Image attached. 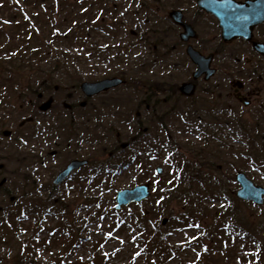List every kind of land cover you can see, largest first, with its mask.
<instances>
[{"label": "rangeland", "instance_id": "rangeland-1", "mask_svg": "<svg viewBox=\"0 0 264 264\" xmlns=\"http://www.w3.org/2000/svg\"><path fill=\"white\" fill-rule=\"evenodd\" d=\"M4 1L5 0H0V29L4 26V31L6 32L9 30L10 32L13 31V27L11 25V20L7 19L9 14L6 11V7L14 5V3L18 4L21 0H11V2L7 4ZM68 2L69 3L63 5V8H78L79 10L74 11L75 17L72 20L69 18H62L67 12L61 10L56 11L51 8L52 5L56 8H62L57 4L58 2L54 4L53 2L48 3L46 6L50 7L49 10L47 12L45 10L40 12L42 15L54 17L55 22L53 23V29L56 34V40H51L48 36L43 35L39 38L50 45V54L52 52L59 54V52L62 51L72 56L69 68H73V70L76 71L70 72L72 77L69 75H59L58 79L53 83L61 84L62 88L67 87L69 92H75L77 88L75 89L74 84H76L79 79L92 81L101 79L105 76H120L123 75V73L128 74L127 76L131 79L132 83H141L142 80H139L142 79L140 68L145 62L148 63L150 61L153 63L154 59L145 55V51L140 49L142 46L140 43H138V45H140L139 48L137 46L131 48L136 42L131 33L132 31L140 30L138 25L141 24L143 26L145 23V16L143 15L146 14L147 11H140L141 15L136 16L134 13H139V11H136L135 2L132 0H112V3H117L118 6H121V9L113 13V15L108 13L109 11L104 12L97 8L88 10L89 8L85 6L87 2L102 3L105 2V0H68ZM169 7L170 6H167V8ZM81 9L84 10L81 11ZM33 11L37 13V10ZM33 11H21L19 13L16 12V14L29 17L31 14L33 15ZM13 13L14 11L12 14ZM87 15L90 16L91 19H100L104 21L98 24V26H94L87 37L85 36L86 33L80 32L78 37L74 39L71 34L69 35L71 27L75 25L73 23L74 20H78L81 24H86L85 19L88 18ZM115 16L122 26L117 33H113L110 27L111 24L115 23ZM149 16L150 18H155L153 14ZM29 22L33 24L35 20L30 19ZM48 22L51 21L48 19ZM61 36H66L67 38L62 39ZM3 43L4 39L0 37V49ZM76 58H78V60H76ZM48 61H50V59L46 60V62ZM153 67L155 70L151 72V77L155 78L157 76L156 68L158 66L155 65ZM32 77L33 75L28 73L24 78L27 79ZM34 78L37 80L39 79L37 76ZM182 81L181 79V82ZM21 86L23 87L24 85H18V87ZM8 87L11 88L8 90ZM18 96H20V90H17L13 84L8 83L0 87V150H19V148L15 146L20 147L26 145V148L20 149L22 150L21 152L24 153L23 150H29L32 146L45 147L46 144L41 138L37 141L32 140L29 144L24 145L20 141L21 138L30 140L33 133L36 134L37 130L40 132L46 130L47 127L43 125L46 123L50 126V123L48 124V122H46L47 119H45V117L37 118L36 115L39 116L38 114H40V112H37V110L33 111V108H27L29 100L22 101ZM140 99L141 98H138L137 101L133 103L131 117L123 122L121 120H115V116L111 113L109 114L107 110L104 111L102 119L106 122L102 121V123H99V132L102 137L100 144L85 138H93L92 134L94 131L90 129V122H74L73 124H68L73 127V131L84 137V141L81 140L82 150L80 151V155L99 156L97 164L95 163V165L100 168L101 172L99 178H97L98 180L93 182L91 186L86 184L80 186L76 184L74 181L76 179L75 177V179L71 180L68 184H63V186L61 184V186H58V189L61 190L64 195V201H73L77 199L81 196L80 191H84V195L86 196H94L102 199L100 206L94 205L85 210H77L76 218L79 220L75 222L71 230L67 228L68 218L56 211L55 204H51V201H47L48 198H58L51 197V191L48 188L49 185L52 184L54 176L60 171L62 167H60L61 162L59 161L57 164L54 162L53 165H48V167L46 166L45 168L41 167L38 171V185L36 186V188H38L37 195L40 200L47 201L46 208L43 209L44 212L46 211V215L45 213L41 215L42 213H34L35 211L32 210L34 206L32 201H34L35 198L30 196V188H21L22 191L29 192L28 199H24L22 197V192L18 189L21 185L25 184L22 178H16L14 174V170L18 168L19 165L7 158L6 155L3 157V152L0 151V156L2 157L0 163L5 165L4 171L0 172V181L3 178L7 180V183L3 187H0V224L6 222L7 227L4 228V230H0V233L2 231L13 232L16 238L12 246L0 244V264H14V256L19 250V242L29 245L35 242V254L39 262L50 263L56 260L58 264H86L102 256L105 258L107 264H145L146 255L140 244H142V241L145 239L147 231L149 234H154L158 232V230L169 234L165 238V245L171 248L172 255L165 264H186L188 262H196L203 258V253L206 248L192 244L198 237L197 232H195L193 228L189 229L185 226H173V230L168 231L166 229L169 224H173L176 217L183 214L182 207L176 204L169 206V211L175 212V218H172L166 210L157 211L161 207L165 209L167 203L165 201L163 203L164 206L163 204L162 206L158 205L156 197L163 194L162 190L170 185L168 179L176 174L172 172V169H174L172 165L169 166V155L171 154L173 156L174 150H163V154L158 158H151L148 154L144 155V153H142V149L140 148H146L142 140L144 138L149 139L150 136H143L140 130L136 129V127H139V124L136 123L135 115ZM63 100V97L57 99L54 110H62L64 101L70 103L68 99ZM74 100H77V98ZM233 105L236 112L242 116V121L247 126H253L259 121L257 120L259 117H251L253 114L252 108L246 110L242 109V106L236 103H233ZM32 117L35 119L34 124L24 123L26 125L21 128L22 130H18L20 129L19 124L26 122ZM261 120V124L264 126V120ZM234 123L236 122H233L228 128H220L228 129L225 131L228 133L229 138L227 139L228 149L221 148L220 145H216L217 143L211 144V150L206 148L208 144L204 143L203 138L209 137L207 134L203 135V138L201 137L202 139L200 138L201 135L197 136L191 134V136H185L183 134H177L179 150H181L187 158L193 159L187 152H190L192 149L189 150L192 144L200 145L201 147L199 149L194 150H207V152H210L212 161L216 164H222L221 168L225 176L229 177L230 175H236L239 171H243L250 175L249 178L255 183L264 186V172H255L252 170L245 171V167L247 166L245 162L243 163L242 160L236 159L239 151L243 152V150H261L260 154H264V152H262V145L257 143V145L254 146L253 141L250 140V138H255L258 132H254L251 128L245 127L242 128V130L237 129V133L234 134L231 130V128L235 127ZM62 124L64 123H52L51 125L54 127V130L64 132L59 129V126ZM194 124L195 123H193V125ZM93 125H96V123H93ZM6 130L14 132L12 138H2L3 132ZM208 130H212V128ZM262 131L264 135V127L260 132ZM118 134H120V136L117 138ZM15 135L18 137L17 142H13ZM187 142H191L192 144L185 145ZM126 143H129L130 146H127ZM183 146L186 147V149H184ZM98 147L100 150H97ZM135 149H138L140 152ZM42 151L45 152V150ZM214 154H217V157H215ZM127 155L136 157V162L133 159L131 165L124 163ZM218 158L222 159L219 160ZM224 158L226 162H224ZM127 159L129 160V158ZM257 159L262 161L263 158L257 157ZM157 166L163 168V174L160 176L156 175ZM27 171L28 170H25V172ZM145 173H147V177H144ZM82 174L88 173L85 172ZM81 177L80 175L79 178ZM144 178H147L151 182L153 181V183L156 182V185L152 186L153 195L156 196L144 203L130 205L116 211V192L126 188H133L138 184L136 183L138 179L141 180ZM43 184L44 186H42ZM234 184L230 187L233 194L238 189V186ZM42 188H47L48 190L45 191L42 190ZM4 193L10 194L14 198L10 199V197H5ZM213 203V205L210 204L211 209L223 207L219 200H215ZM35 206L37 208L39 207V205ZM63 212L66 213L65 211ZM143 212H148L150 214L146 215L142 228H139L136 218L145 215ZM238 212L240 213V218H246L252 221L256 226H261L260 221L264 220V208L260 209L253 205H248L247 207L240 206ZM137 214H139V217H136ZM253 214L259 217L260 220H256ZM164 218H167L168 221L166 224L162 225ZM240 218L237 219V222H239ZM217 220L221 222L220 219ZM262 227H260L259 232L262 230ZM3 238L5 239L4 234ZM69 238H71V241H69L68 245L67 240H69ZM153 239H156V237H153ZM259 239L262 241L264 237L261 236ZM53 242H56L55 246H50ZM45 243L49 245H42Z\"/></svg>", "mask_w": 264, "mask_h": 264}, {"label": "flooded vegetation", "instance_id": "flooded-vegetation-1", "mask_svg": "<svg viewBox=\"0 0 264 264\" xmlns=\"http://www.w3.org/2000/svg\"><path fill=\"white\" fill-rule=\"evenodd\" d=\"M138 6L147 11L144 14L145 23L132 34L138 36L137 41L142 45L140 49L145 51V55L154 59L153 63L148 62L152 67L148 66L146 72L157 65L161 74L157 82L150 84L146 80L142 85V104L145 109L142 113L137 112V117L141 118L146 128L149 122L162 121L168 116L180 118L186 114L187 107L196 104H212L222 117L229 114L237 117L240 114L233 105L236 103L242 109L252 108L251 117L264 120V51L255 48V44L264 46V22L252 28L249 39L240 37L226 41L222 38L218 20L200 8L198 0H144ZM174 11L181 12L177 19L171 18ZM150 14L155 18H150ZM191 49L203 56L204 62L215 70L211 78L207 77V73L196 77L199 66L189 57ZM185 84L193 85V100L181 92ZM41 87L51 89L48 98H54L51 113L44 116L50 126L45 132L46 146H32L29 150L34 160L44 155L45 165L60 161V166H66L74 159H83L78 153L82 150L79 144L83 136L73 130L58 132L52 123L73 124L84 119L98 123L101 110L106 107L103 99L126 94L113 90L87 98L80 89L76 90L77 93L69 92L68 89L61 90L58 85L47 83L41 84ZM61 97L70 103L63 100L62 110L56 111L55 103ZM86 108H89L88 114L84 113ZM33 140L37 141L38 138L34 137ZM42 150H45V154H42ZM79 172L74 171L69 179L77 177Z\"/></svg>", "mask_w": 264, "mask_h": 264}, {"label": "trees", "instance_id": "trees-1", "mask_svg": "<svg viewBox=\"0 0 264 264\" xmlns=\"http://www.w3.org/2000/svg\"><path fill=\"white\" fill-rule=\"evenodd\" d=\"M4 2L7 4L11 0H5ZM50 2H53V4L58 2L57 4L62 7L56 8L52 5V9L67 12L62 18L72 20L75 17L74 11H79L78 8H63V5L69 3L68 0H21L18 2V4L21 3V6L14 3V5L6 7L9 14L7 19L11 20L13 31L9 32L8 30L5 32L4 26L0 29V37L4 39L0 49V85L8 83L27 85L26 87H16L17 90H20V96L18 97L22 101L29 98L36 100L37 92L45 91L42 87L34 85L46 82L53 83L59 75L72 77L70 72H76L73 68H69L72 56L62 51L59 54L53 52L50 54V45L39 38L43 35L48 36L51 40H56V34L52 30V23L55 22L54 17L40 14L44 10L46 12L49 10L50 7L46 5ZM33 10H37V13ZM21 11H33V15L25 17L16 14V12ZM87 17L85 19L86 24L74 20L75 25L71 27L69 33L74 39L78 37L80 32L86 33L85 36L87 37L88 32L93 28L91 17ZM30 19L35 20L34 24L29 22ZM48 19L51 22H48ZM61 38L66 39L67 37L61 36ZM47 59H50V61L46 62ZM28 73L33 77L25 79L24 77ZM35 76L39 79H35ZM80 81L81 79L78 80V82ZM199 151L205 154V150ZM260 151L245 150L243 152L242 162L247 165L245 171L264 169V167L255 165V157L258 156ZM198 154L195 153L197 156ZM206 155L210 157L208 153ZM177 163L184 168L183 171L181 173L174 171V169L172 171L176 173L174 176L181 175L182 182L181 184H172L164 189L163 200L160 205L165 201L167 205L165 209L160 208L159 211L166 210L172 218H175V212L169 211V206L176 203L182 207L183 214L174 219L173 224L167 227L168 231L174 229L173 226L183 227L189 225L197 228L196 230L200 233V236L195 242V246H206V249L203 258L191 264H264V240L259 239L261 236L264 237V220L260 221L261 226H256L252 221L240 218L239 207H247L249 204L234 197L233 191L230 189L234 184L233 175L225 176L220 165L205 158H202L199 166L183 160L177 161ZM25 179L28 180V176H25ZM214 200L222 201L224 206L211 209L210 204ZM93 202V199L88 198L83 201V204L71 206L59 201L60 210L68 212L67 215L70 221L67 228L72 229L75 225V213L73 211L75 206L83 209V206L85 207ZM40 205L42 208L45 206L43 203ZM136 217H139V214ZM253 217L260 220L254 214ZM145 218L146 215L136 218L139 228H142ZM239 218L240 220L237 222ZM217 219H220L221 222ZM6 227V222L0 224V230H4ZM260 227H262V230L259 232ZM166 236V232L160 230L154 234H149L147 231L145 239L140 244L146 255L145 264H165L168 261L172 252L171 248L165 245ZM153 237H156V239H153ZM15 241L16 238L13 232L2 231L0 233V244L12 246ZM55 243L53 242L50 246H55ZM18 247L19 250L14 256V264H56V260L50 263L37 261L35 242H32L31 245L19 242ZM105 262V258L99 256L95 264H104Z\"/></svg>", "mask_w": 264, "mask_h": 264}, {"label": "water", "instance_id": "water-1", "mask_svg": "<svg viewBox=\"0 0 264 264\" xmlns=\"http://www.w3.org/2000/svg\"><path fill=\"white\" fill-rule=\"evenodd\" d=\"M199 4L206 8L208 11L213 12L219 19L221 26L223 27V36L225 39H232L239 36H248L251 33V29L254 25L264 21V0L247 1L245 4L236 3L228 0V2L215 1V0H201ZM220 7V8H218ZM216 10H219L218 12ZM180 12H173L171 17L177 19ZM258 46V45H257ZM256 46V47H257ZM261 46L259 50L261 51ZM191 58L199 65L200 72L197 75L205 71L207 65H202V57L197 55L194 51L189 52ZM210 75V74H209ZM120 79H107L97 83H83L81 85L83 92L87 96H94L101 92L108 91L111 88L117 87L122 84ZM192 90H188L187 94L190 95ZM52 100L41 106V110L46 111L51 107ZM73 164L59 177L63 179L73 169ZM237 182L241 186L237 192V197L245 200L252 201L255 204L264 203V188L256 187L252 181H250L245 174L237 175ZM150 185L146 184L134 188L133 190H124L118 193L117 196V208L122 205H128L132 202H140L147 199Z\"/></svg>", "mask_w": 264, "mask_h": 264}, {"label": "snow or ice", "instance_id": "snow-or-ice-1", "mask_svg": "<svg viewBox=\"0 0 264 264\" xmlns=\"http://www.w3.org/2000/svg\"><path fill=\"white\" fill-rule=\"evenodd\" d=\"M198 227V226H197Z\"/></svg>", "mask_w": 264, "mask_h": 264}]
</instances>
